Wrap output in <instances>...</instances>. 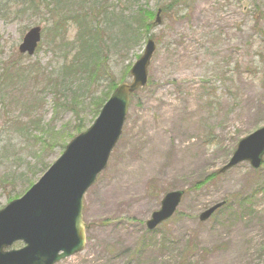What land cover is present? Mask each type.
<instances>
[{
	"label": "rangeland",
	"instance_id": "1",
	"mask_svg": "<svg viewBox=\"0 0 264 264\" xmlns=\"http://www.w3.org/2000/svg\"><path fill=\"white\" fill-rule=\"evenodd\" d=\"M8 1L0 0V209L91 127L109 86L132 81L131 67L153 39L149 84L133 98L109 167L84 198L86 247L58 264H264V166L219 174L235 146L264 126V0H108L100 20L103 0ZM77 21H87L84 40L100 26L98 57H84L85 74L58 79V68L75 62ZM32 27L43 41L29 58L18 48ZM98 60L104 69L93 83L87 75ZM15 62L38 77L3 78ZM175 191L185 193L177 214L148 232L162 198Z\"/></svg>",
	"mask_w": 264,
	"mask_h": 264
},
{
	"label": "water",
	"instance_id": "2",
	"mask_svg": "<svg viewBox=\"0 0 264 264\" xmlns=\"http://www.w3.org/2000/svg\"><path fill=\"white\" fill-rule=\"evenodd\" d=\"M159 24V17L157 20ZM41 29L32 28L19 48L33 56L41 42ZM142 58L132 67L131 84H122L101 110L91 129L73 139L60 160L33 186L29 193L0 211V264H55L80 253L85 247L82 221L83 195L105 169L122 129L130 106V97L146 86L148 68L156 45L151 40ZM231 162L222 169L249 161L259 168L264 156V128L242 140ZM182 193L172 192L161 203L147 228L154 230L176 212ZM221 205L202 214L210 218ZM23 242L25 248L10 250Z\"/></svg>",
	"mask_w": 264,
	"mask_h": 264
},
{
	"label": "trees",
	"instance_id": "3",
	"mask_svg": "<svg viewBox=\"0 0 264 264\" xmlns=\"http://www.w3.org/2000/svg\"><path fill=\"white\" fill-rule=\"evenodd\" d=\"M12 1L13 0H9L6 3V6L9 3H11ZM109 1H113V0H109ZM107 2H108V0H103V1L99 2L100 4H102L100 7L96 5L97 9H98V15H97L98 18H97V20H100L101 18H104L105 15L107 16V13H108L107 10L109 9V7H107V9L103 8V5H106ZM101 10H103V12H101ZM0 12H1V10H0ZM148 15H150V14H148ZM148 15L145 16V17H148V19L151 20V21L155 17V15H152L150 17ZM89 17H90V15L88 13L85 14V20L88 21ZM87 21L84 22V24L82 23L83 25L81 24V21L80 22L79 21L76 22V27L78 29L77 33H76V37H75L76 40L71 44L72 51H73V49L76 50L75 51L76 53H75L74 58H73V60L75 62L74 63L73 62L70 63L72 68H69L70 66H68L67 63L64 66L58 68V79H64L65 76H74V77H76L77 75L85 74V70L82 69L83 66H84L83 65L84 57L86 56V59H88L90 56L94 58L96 55H97L96 57H98L99 48H98V45H96L95 43H97L99 41V37L103 38V35L99 34L100 26L97 24V26H98V36L97 37L88 36L87 40H84L83 32L87 31V30L86 31L84 30L85 25L87 24ZM91 21L94 22V19H92ZM150 22H149V25L146 27V30H145L146 32H149V30H151L152 25L150 24ZM130 29H132V28H130ZM95 32H97V28L96 29L95 28L91 29V33H95ZM105 33L106 32H104V37H105ZM95 34H97V33H95ZM100 68L103 70L104 69V64L101 62V60H98L97 65H95V67H93L91 69L93 71V73L94 72L95 73L93 75H91V72L90 73L88 72L87 78H88L89 81H91L93 83L96 82V80L98 79L99 72L101 71ZM37 70L38 69L35 68L34 70L29 71L28 69L21 68L17 64V62H15V63H12V65H10L9 67H6L3 70L2 76H3V78H9L11 75H13V73L21 72L23 74V77H22L23 79L25 78V76H27L29 74L30 75H34V77H38L39 73L37 72ZM71 72H73V74ZM51 83H53L54 89L58 90V88L60 87V82L58 83V82H55V81H51ZM116 87H117L116 84L109 86L108 92H107V94L108 93L109 94L108 95L106 94L105 96H103L101 98L100 104H98L97 109H99L101 105L103 106L107 102L108 98L111 95V92H113ZM97 102H99V101H97ZM199 187H200L199 185H196L194 188L197 189ZM18 197L14 198V199H17Z\"/></svg>",
	"mask_w": 264,
	"mask_h": 264
}]
</instances>
